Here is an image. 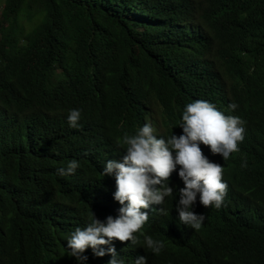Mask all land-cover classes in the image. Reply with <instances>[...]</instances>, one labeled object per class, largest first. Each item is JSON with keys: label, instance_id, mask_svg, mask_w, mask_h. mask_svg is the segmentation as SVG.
Instances as JSON below:
<instances>
[{"label": "trees", "instance_id": "obj_1", "mask_svg": "<svg viewBox=\"0 0 264 264\" xmlns=\"http://www.w3.org/2000/svg\"><path fill=\"white\" fill-rule=\"evenodd\" d=\"M208 98L251 130L221 207L196 212L199 229L153 215L124 264H264V0H0V264H76L66 238L120 207L101 170L122 137L144 123L178 136L184 106Z\"/></svg>", "mask_w": 264, "mask_h": 264}, {"label": "clouds", "instance_id": "obj_2", "mask_svg": "<svg viewBox=\"0 0 264 264\" xmlns=\"http://www.w3.org/2000/svg\"><path fill=\"white\" fill-rule=\"evenodd\" d=\"M80 120L81 111L71 109L69 127H79ZM178 122L175 127L181 134L172 132L167 138L162 128L157 132L151 123H144L134 135L122 137V159L104 162L102 175L114 178L112 195L120 207L115 216L104 220L92 213L85 227L75 228L66 238V254L76 264H89L88 249L95 258L110 256L107 264H124L118 252L127 245L125 241L135 244L134 234L160 211L174 216L180 226L199 229L206 216L196 212L221 207L229 190L226 161L242 152L251 130L245 129L235 103L219 105L210 98L186 104ZM201 144L209 147L210 159L203 154ZM79 167L73 159L59 173L74 174ZM164 246V241L144 235L142 247L152 253H159ZM134 264H147V257L137 256Z\"/></svg>", "mask_w": 264, "mask_h": 264}, {"label": "bare ground", "instance_id": "obj_3", "mask_svg": "<svg viewBox=\"0 0 264 264\" xmlns=\"http://www.w3.org/2000/svg\"><path fill=\"white\" fill-rule=\"evenodd\" d=\"M160 208V206H159ZM159 216H162L165 218V220H169V216L168 215H165L163 212L160 211V215ZM168 223L171 225V221H168Z\"/></svg>", "mask_w": 264, "mask_h": 264}]
</instances>
